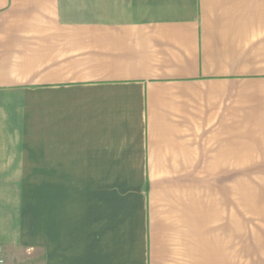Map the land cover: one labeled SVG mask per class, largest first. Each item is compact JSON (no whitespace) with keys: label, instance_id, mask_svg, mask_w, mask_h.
I'll return each mask as SVG.
<instances>
[{"label":"crops","instance_id":"crops-1","mask_svg":"<svg viewBox=\"0 0 264 264\" xmlns=\"http://www.w3.org/2000/svg\"><path fill=\"white\" fill-rule=\"evenodd\" d=\"M0 264H264V0H0Z\"/></svg>","mask_w":264,"mask_h":264}]
</instances>
